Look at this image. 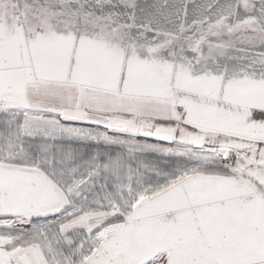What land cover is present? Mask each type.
Wrapping results in <instances>:
<instances>
[{"label": "snow or ice", "instance_id": "1", "mask_svg": "<svg viewBox=\"0 0 264 264\" xmlns=\"http://www.w3.org/2000/svg\"><path fill=\"white\" fill-rule=\"evenodd\" d=\"M0 264H264V0H0Z\"/></svg>", "mask_w": 264, "mask_h": 264}, {"label": "water", "instance_id": "2", "mask_svg": "<svg viewBox=\"0 0 264 264\" xmlns=\"http://www.w3.org/2000/svg\"><path fill=\"white\" fill-rule=\"evenodd\" d=\"M199 2V0H197Z\"/></svg>", "mask_w": 264, "mask_h": 264}, {"label": "rangeland", "instance_id": "3", "mask_svg": "<svg viewBox=\"0 0 264 264\" xmlns=\"http://www.w3.org/2000/svg\"><path fill=\"white\" fill-rule=\"evenodd\" d=\"M198 2V1H197Z\"/></svg>", "mask_w": 264, "mask_h": 264}]
</instances>
